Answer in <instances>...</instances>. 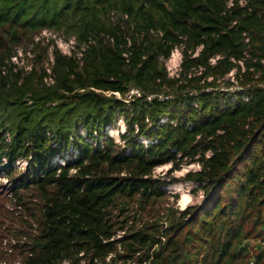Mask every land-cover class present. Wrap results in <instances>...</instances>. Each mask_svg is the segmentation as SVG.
I'll list each match as a JSON object with an SVG mask.
<instances>
[{
    "label": "trees",
    "instance_id": "16d2710c",
    "mask_svg": "<svg viewBox=\"0 0 264 264\" xmlns=\"http://www.w3.org/2000/svg\"><path fill=\"white\" fill-rule=\"evenodd\" d=\"M2 235L8 264H264V0H0Z\"/></svg>",
    "mask_w": 264,
    "mask_h": 264
},
{
    "label": "rangeland",
    "instance_id": "374dc122",
    "mask_svg": "<svg viewBox=\"0 0 264 264\" xmlns=\"http://www.w3.org/2000/svg\"><path fill=\"white\" fill-rule=\"evenodd\" d=\"M42 35L47 37V38L55 40V42L58 43L59 48L63 52H65V53L70 52L71 44L66 42L64 39H61V38H59V36H57V35L55 36L54 34H52L50 32L44 33ZM22 58L25 62L29 61V59L26 57L24 58V56H22ZM180 61H181V53H180V49L177 48V49H175L171 58L167 61L168 68L172 74H176L179 71ZM124 126H125L124 122L119 120L117 122V124L115 126H113V128H111L108 131L109 136H113L117 140L120 141L119 131H122V128ZM56 160H58V159H56ZM19 164H20V166L23 167L25 163H24V161L21 160ZM169 168H170L169 164L158 167L155 171V174L157 176L165 177L167 180H169L170 177H172V176L179 179L178 181H172L171 183H168L165 186V188H167L170 192L178 193L180 195V198L178 200V206L181 209H183L188 205L200 203L204 198V196L202 194L203 192H201V189L197 188L195 186L194 181L182 180V178L185 177L187 172H189L190 170L199 169L200 165L198 163L185 165L182 169L176 170L172 174V176H170V177L166 174ZM2 182L6 183L7 181H6V179H3ZM10 205H12V204H10ZM5 222H6L5 226H7L10 221L7 219ZM15 240H17V239L14 236L9 237L7 235H2L0 237V264H8V263L14 262L11 259L10 249L12 247V244L16 242Z\"/></svg>",
    "mask_w": 264,
    "mask_h": 264
},
{
    "label": "built area",
    "instance_id": "2783aa9c",
    "mask_svg": "<svg viewBox=\"0 0 264 264\" xmlns=\"http://www.w3.org/2000/svg\"><path fill=\"white\" fill-rule=\"evenodd\" d=\"M48 32H50V33H52L51 31H48V30H44V32H43V34L44 33H48ZM53 34V33H52ZM55 36H56V34H54ZM59 38H61V39H63L62 37H59ZM65 40V39H64ZM66 41V40H65ZM66 42H68L69 44H71V46H72V44L74 43V40H70V41H66ZM58 44V43H57ZM70 52H71V50H70ZM70 52H66V53H70ZM174 53V52H173ZM181 53V52H180ZM19 55L21 56V52H19ZM52 59V58H51ZM14 60H17L16 59V57H14ZM181 62V61H180ZM168 66V65H167ZM179 69H180V65H179ZM168 70H169V68H168ZM169 72H170V70H169ZM179 72V71H178ZM178 72L176 73V74H172L171 72H170V74L171 75H177L178 74ZM231 89L232 90H235V89H239L238 87H231ZM134 95H141V93H140V91L137 89V88H133L131 91H130V93H129V95H128V98H132V96H134ZM244 99H248V97L247 96H245L244 97ZM120 121H122V122H124V120L123 119H120ZM125 124V123H124ZM124 128H125V126L122 128V131L124 130ZM144 142H148V140L147 139H144L143 140ZM62 163H64V161H62ZM195 186L196 187H198V184L197 183H195ZM201 192H203L202 190H201ZM203 194V193H202Z\"/></svg>",
    "mask_w": 264,
    "mask_h": 264
}]
</instances>
